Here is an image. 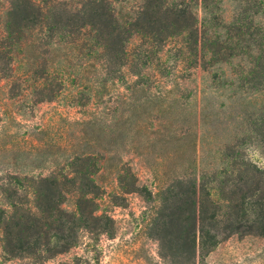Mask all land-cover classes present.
I'll use <instances>...</instances> for the list:
<instances>
[{"label":"trees","instance_id":"trees-1","mask_svg":"<svg viewBox=\"0 0 264 264\" xmlns=\"http://www.w3.org/2000/svg\"><path fill=\"white\" fill-rule=\"evenodd\" d=\"M230 1L235 6L225 20L226 0H6L0 79L9 99L50 103L72 87V104L102 113L83 120L85 132L97 133L95 148L73 151L46 174L17 170L2 177L0 247L6 256L47 264L78 247L85 233L113 237L116 222L100 209L104 196L96 175L112 143L127 133L130 116L138 133L145 128L138 121L146 97L161 103L165 115L182 116L183 100L192 96L189 75L236 59L229 85L264 91V0ZM152 83L166 91L153 95ZM195 116L194 126L174 128L167 121L161 137L195 134L207 114ZM244 129L220 149L229 165L205 174L194 167L158 192L151 230L169 263L198 264L233 235L264 237V169L239 150L252 139L264 151V105ZM124 170L131 179L122 184L127 177L119 174V188L140 189L130 168ZM70 197L74 210L67 208Z\"/></svg>","mask_w":264,"mask_h":264},{"label":"rangeland","instance_id":"rangeland-1","mask_svg":"<svg viewBox=\"0 0 264 264\" xmlns=\"http://www.w3.org/2000/svg\"><path fill=\"white\" fill-rule=\"evenodd\" d=\"M234 6L230 0L224 3L225 20L231 18ZM5 10L6 0H0V28ZM199 16L201 19L205 16L202 8ZM261 21L264 25L263 18ZM136 43L134 38L130 44ZM238 62L236 59L190 74L187 79L192 96L183 100L187 111L182 116H167L155 98H145L146 103L141 107L144 113L138 121L145 128L138 133L136 117L130 116L127 133L122 141L112 143V151L105 154L106 159H101L103 163L96 175L104 196L98 199L100 209L112 214L115 234L98 237L85 233L78 247L47 264H171L161 257L159 242L151 230L154 208L160 203L158 192L172 178L194 167L205 174L229 165L222 163L220 149L243 136L248 116L264 105V91L253 94L237 89V84L229 85ZM165 91L152 83L153 95ZM72 94V87H68L56 101L33 105L29 99H9L6 81L0 79V181L7 177L8 171L46 174L59 163H66L73 151L97 146V133L93 135V129L85 132L83 120L94 112L102 113L97 106L86 110L72 104ZM196 111L207 114V119L203 117L197 122L195 134L187 132L182 139L171 141L161 137L167 121H172L174 128L177 123L194 126ZM179 131L176 129L177 134ZM110 137L111 134L104 138ZM102 144L109 148V143ZM239 150L264 169V151L256 141L251 139L240 145ZM125 167L136 176L140 189L125 193L119 188V174L127 177L122 184L127 185L131 179ZM67 208L75 209L73 197L69 198ZM0 264H33V261L8 257L0 247ZM198 264H264V237L230 236Z\"/></svg>","mask_w":264,"mask_h":264}]
</instances>
